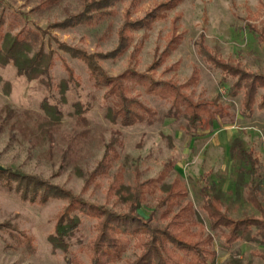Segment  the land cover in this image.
Wrapping results in <instances>:
<instances>
[{
	"label": "rangeland",
	"instance_id": "1",
	"mask_svg": "<svg viewBox=\"0 0 264 264\" xmlns=\"http://www.w3.org/2000/svg\"><path fill=\"white\" fill-rule=\"evenodd\" d=\"M82 1L0 0L3 31L15 34L27 27L39 28L44 49L54 53L50 90L40 81H28L17 75L12 65L0 67V111L9 105L17 111L41 112L40 103L48 98L64 114L61 130L43 147H32L0 121V166L36 176L87 202L124 212V204L107 196L114 174L119 173L126 185L133 186L136 178L141 182L156 177L169 163L172 168L164 182L181 179L188 189L186 200L196 208L202 201L203 185L215 182L210 191L219 193L228 215L262 218L260 211L246 199L245 184L250 177L238 173L247 164L237 153L231 154L230 147L233 139L239 138L245 150H253L260 163L264 190V111L242 115V93L228 96L233 79L223 82L220 69L209 56L232 64L239 62L248 72L264 74V40L254 29L260 28L264 36V0H182L166 17L156 20L151 29L131 32V45L123 55L97 58L108 76L118 77L126 70H135L158 80L171 78L176 84L185 85L182 90L192 99L206 101L226 112L205 130L194 133L185 129L183 117L167 116L170 100L146 94L139 85H130L129 94L156 112L155 122L131 126L111 123L105 116L106 87H95L89 80L87 66L58 48L60 42L94 55L106 54L117 46L118 32L127 18H142L166 0H141L134 8L131 0H123L110 7L111 13L94 17L88 23L65 29L50 27L79 11ZM201 34L206 51L199 42ZM172 39L176 43L173 49L169 47ZM164 51L168 53L163 58ZM66 68L73 71L75 79L65 94L67 102L63 103L56 84L67 77ZM195 70L196 83H187ZM75 102L85 105L87 126L78 124L73 117ZM164 135L171 136V140ZM47 149L51 150V156L45 152ZM107 150L111 160L108 173L86 182ZM158 194L147 195L142 213L146 216L155 210L152 223L163 225L156 209ZM261 202L264 207V194ZM67 204L68 200L63 198H50L45 203L24 199L16 181L7 174L0 176V264H68L65 254L60 250L53 252L47 239L57 214ZM76 214L80 225L71 240L68 257L75 258L78 264H89V246L97 233L96 219ZM205 225L207 229L206 218ZM213 234L216 264H229L231 258L241 264H264V244L236 242L228 247L220 232ZM139 252L132 240L122 259L114 264H127Z\"/></svg>",
	"mask_w": 264,
	"mask_h": 264
},
{
	"label": "trees",
	"instance_id": "2",
	"mask_svg": "<svg viewBox=\"0 0 264 264\" xmlns=\"http://www.w3.org/2000/svg\"><path fill=\"white\" fill-rule=\"evenodd\" d=\"M123 0H83L82 8L76 13L67 15L63 20L50 24L52 28L65 29L90 22L94 17L101 18L111 13L110 7ZM141 0H131V7H135ZM182 0H166L156 8L147 12L142 18L130 20L127 18L118 32L117 46L106 54H91L85 50L58 43V48L81 60L88 68L89 80L95 87H106L104 99L107 102L105 116L111 123L131 126L137 123L151 125L156 120V112L143 105L135 97L130 96L131 86H141L146 94L159 96L170 100L167 116L175 119L183 117L186 121L185 129L194 133L205 130L217 118H223L226 112L206 101H196L189 94L183 92L185 85H178L169 79L158 80L144 72L126 70L118 77L108 76L100 67L97 58L118 57L123 55L132 42L131 32L139 29L149 30L156 20L166 17L167 12L174 9ZM54 3V0H48ZM129 13L127 12L126 15ZM3 20L0 18V67L12 65L16 74L28 81H40L49 90L52 88L50 71L53 67L54 53L43 47L42 30L27 27L18 33L2 30ZM260 37L263 31L255 28ZM204 35L200 36V45ZM170 48L176 47L172 39ZM167 51L162 57L167 56ZM214 66L220 69L222 81L233 79L228 86L227 94L236 97L242 93L241 114L251 116L254 111H264V74L251 73L243 69L239 62L232 64L227 60L209 56ZM67 77L56 84L61 100L67 102L65 94L74 81L73 71L66 68ZM197 70L193 71L187 83H196ZM1 81V77H0ZM8 85L7 82H4ZM73 117L78 124L87 126L85 118L87 109L81 102L73 104ZM40 111H17L9 105L2 107L0 121L2 126L17 132L21 138L32 147H43L54 139V135L61 130L63 111L57 104L43 98ZM117 132V131H116ZM118 135L119 132H118ZM163 137L171 140V136ZM45 152L51 156V150ZM231 154H238L247 164V168H240L239 175L250 177L245 184L247 201L262 214V218L244 215L234 218L223 209L219 193H212V185H203L202 201L198 208L188 197V189L179 178L171 183L164 179L172 164H166L156 177L136 182L133 186L126 185L119 173L114 174L107 190L108 197H115L125 205L124 212H117L103 205H96L73 195L70 191L27 175L19 170L2 169L0 176L7 174L8 178L17 182V189L22 191V197L45 203L50 198L67 199L68 204L57 214V219L47 239L53 252L60 250L65 254L68 264H78L75 258H69L68 252L71 240L78 231L80 217L86 215L96 219L95 237L91 240L89 250V264H114L122 259L132 240H135L140 252L134 260L127 264H216L217 252L213 248L214 234L218 231L224 239V244L232 247L236 242L264 244V207L261 196L264 194L263 180L260 175V163L252 149L245 150L241 140L234 138L230 147ZM111 160L108 150L90 173V179L106 175L110 169ZM79 175L82 172L79 171ZM158 192L156 209L163 225L152 222L155 210L149 215L142 213L147 195ZM186 201L185 203H183ZM205 218L208 223L206 229ZM229 264H241L231 258Z\"/></svg>",
	"mask_w": 264,
	"mask_h": 264
},
{
	"label": "water",
	"instance_id": "3",
	"mask_svg": "<svg viewBox=\"0 0 264 264\" xmlns=\"http://www.w3.org/2000/svg\"><path fill=\"white\" fill-rule=\"evenodd\" d=\"M3 169V167L2 166H0V170H2Z\"/></svg>",
	"mask_w": 264,
	"mask_h": 264
}]
</instances>
